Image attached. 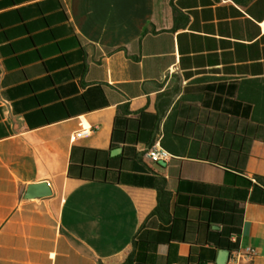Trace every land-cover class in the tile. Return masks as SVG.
Returning a JSON list of instances; mask_svg holds the SVG:
<instances>
[{
	"label": "crops",
	"instance_id": "0c3cea01",
	"mask_svg": "<svg viewBox=\"0 0 264 264\" xmlns=\"http://www.w3.org/2000/svg\"><path fill=\"white\" fill-rule=\"evenodd\" d=\"M263 20L264 0H0V264H264Z\"/></svg>",
	"mask_w": 264,
	"mask_h": 264
},
{
	"label": "built area",
	"instance_id": "2783aa9c",
	"mask_svg": "<svg viewBox=\"0 0 264 264\" xmlns=\"http://www.w3.org/2000/svg\"><path fill=\"white\" fill-rule=\"evenodd\" d=\"M262 26L264 25V20L261 22ZM94 131V128L90 126L86 119L80 118L77 129L73 132V139H82L89 136ZM145 155L153 161H159L163 159H167L170 155L169 151L165 148L158 147L156 145L150 147L145 151ZM245 253L249 255H254L257 253L255 247H248L245 251L241 249H237L233 251V259L237 260L239 255Z\"/></svg>",
	"mask_w": 264,
	"mask_h": 264
},
{
	"label": "water",
	"instance_id": "95a60500",
	"mask_svg": "<svg viewBox=\"0 0 264 264\" xmlns=\"http://www.w3.org/2000/svg\"><path fill=\"white\" fill-rule=\"evenodd\" d=\"M51 192L49 183L43 181L29 184L25 195L26 197L45 196L51 194ZM230 258L231 250L229 248H224L220 251L218 264H226Z\"/></svg>",
	"mask_w": 264,
	"mask_h": 264
},
{
	"label": "trees",
	"instance_id": "16d2710c",
	"mask_svg": "<svg viewBox=\"0 0 264 264\" xmlns=\"http://www.w3.org/2000/svg\"><path fill=\"white\" fill-rule=\"evenodd\" d=\"M133 256L131 255L128 260L123 264H132Z\"/></svg>",
	"mask_w": 264,
	"mask_h": 264
}]
</instances>
